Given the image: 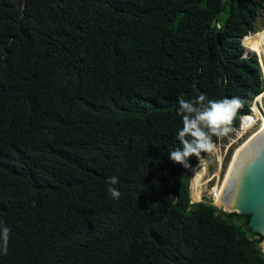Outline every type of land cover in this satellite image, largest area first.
I'll use <instances>...</instances> for the list:
<instances>
[{
	"label": "trees",
	"instance_id": "16d2710c",
	"mask_svg": "<svg viewBox=\"0 0 264 264\" xmlns=\"http://www.w3.org/2000/svg\"><path fill=\"white\" fill-rule=\"evenodd\" d=\"M260 7L0 0V264H264L248 215L190 203L194 156L169 159L181 100L238 98V128L262 92L240 42Z\"/></svg>",
	"mask_w": 264,
	"mask_h": 264
},
{
	"label": "clouds",
	"instance_id": "9594fccd",
	"mask_svg": "<svg viewBox=\"0 0 264 264\" xmlns=\"http://www.w3.org/2000/svg\"><path fill=\"white\" fill-rule=\"evenodd\" d=\"M198 99L203 101L205 96L201 95ZM241 106L240 100L235 97L232 99H224L219 102H210V107L204 109L194 107L191 102L181 100L179 112L187 114L195 113V116H183V128L178 133V139L182 143L183 147L182 149L172 151L169 154V159L185 168H188L190 167L188 163V158L190 156L199 158L201 152L212 151L213 142L211 137L216 136L218 138H222L228 135V133L232 130L230 125L233 118ZM250 112L251 111L249 109V111L244 115H247ZM239 123H241V119ZM254 126H256V123H254L250 128H253ZM205 129H207V131H205ZM186 137H191V139H186ZM108 183L109 185H116L119 183V179L117 177H110ZM108 192L111 194L113 199H119L121 195L119 190L114 187H109ZM8 242L9 229L4 227L2 231H0V252L7 254Z\"/></svg>",
	"mask_w": 264,
	"mask_h": 264
},
{
	"label": "water",
	"instance_id": "95a60500",
	"mask_svg": "<svg viewBox=\"0 0 264 264\" xmlns=\"http://www.w3.org/2000/svg\"><path fill=\"white\" fill-rule=\"evenodd\" d=\"M237 165L224 199L226 209L222 205L221 210L247 214L250 232L264 239V137L249 148ZM260 250L263 252L261 247Z\"/></svg>",
	"mask_w": 264,
	"mask_h": 264
},
{
	"label": "rangeland",
	"instance_id": "374dc122",
	"mask_svg": "<svg viewBox=\"0 0 264 264\" xmlns=\"http://www.w3.org/2000/svg\"><path fill=\"white\" fill-rule=\"evenodd\" d=\"M256 33L264 38V7H260L257 11V16L255 18L254 31L251 32V34H256ZM245 52L255 53L256 51H253V50L247 51L245 49ZM245 52L243 51L242 55H245ZM255 55H256L257 62L259 64V71H260L262 81H263V88L261 90L262 91L261 94H263L264 93V68H263L264 64L260 62L259 57L257 56V53H255ZM262 101L264 104V96L262 97ZM262 117L264 118L263 114H262ZM255 127L256 126L248 129L245 133L241 132L240 126L238 128H231L232 130L228 133V135L222 138L217 137L216 142H213L212 151L201 152L199 158L194 156V162L189 171V178H188V195H189L190 203H194L197 201H204L208 204L213 205L215 208H220L221 206L220 203L222 201L219 200L217 197L213 196L211 192L209 191L215 184V178L209 179V177L213 173H215L218 168H220V175L224 172L233 150L236 148L238 144H240L247 137V135H249V133ZM193 187L196 188L197 191L198 189H201L199 199H196L193 197L192 195ZM259 245L264 251V247H262L264 246V239H261Z\"/></svg>",
	"mask_w": 264,
	"mask_h": 264
},
{
	"label": "bare ground",
	"instance_id": "6f19581e",
	"mask_svg": "<svg viewBox=\"0 0 264 264\" xmlns=\"http://www.w3.org/2000/svg\"><path fill=\"white\" fill-rule=\"evenodd\" d=\"M261 34V33H260ZM241 45L244 48H249V50L256 51L257 56L262 64H264V38L261 37L259 34H246L240 39ZM246 46V47H245ZM264 68V65H263ZM264 93H259L254 97L252 100V104L250 105V113L242 117L241 124L239 125L241 128V132L245 133L250 127L256 123V127L247 135V137L236 146L233 150L226 169L220 175V168L213 173L209 179L215 178L214 186L209 190L211 194L221 200L223 203V207L226 209L225 205V197L229 192V186L233 180V176L237 169V164L241 160V158L248 152L249 148L255 144L258 140L262 139L264 133V118L262 117L261 112H259L257 104L259 103L263 106L262 97ZM262 101V102H261ZM263 105H262V104ZM216 150V149H215ZM220 158V157H219ZM218 160V159H217ZM222 161V160H220ZM220 165V163H219ZM205 182V181H204ZM206 183V182H205ZM213 200V199H212Z\"/></svg>",
	"mask_w": 264,
	"mask_h": 264
},
{
	"label": "built area",
	"instance_id": "2783aa9c",
	"mask_svg": "<svg viewBox=\"0 0 264 264\" xmlns=\"http://www.w3.org/2000/svg\"><path fill=\"white\" fill-rule=\"evenodd\" d=\"M250 33V32H249ZM248 33V34H249ZM258 110L259 112H261L264 115V106H261L259 103L257 104ZM251 108V106H249V109Z\"/></svg>",
	"mask_w": 264,
	"mask_h": 264
}]
</instances>
